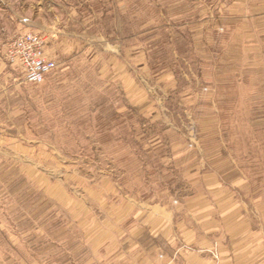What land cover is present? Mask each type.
Masks as SVG:
<instances>
[{"label":"rangeland","instance_id":"374dc122","mask_svg":"<svg viewBox=\"0 0 264 264\" xmlns=\"http://www.w3.org/2000/svg\"><path fill=\"white\" fill-rule=\"evenodd\" d=\"M233 1L0 0V264H103L111 209L183 191L206 125L264 143V38L242 55ZM28 31L39 85L4 55Z\"/></svg>","mask_w":264,"mask_h":264},{"label":"crops","instance_id":"0c3cea01","mask_svg":"<svg viewBox=\"0 0 264 264\" xmlns=\"http://www.w3.org/2000/svg\"><path fill=\"white\" fill-rule=\"evenodd\" d=\"M232 3L246 15L216 19L247 56L250 40L264 38V0ZM219 126L203 128L183 191L164 202L126 195L111 209L103 264H264V143L236 144Z\"/></svg>","mask_w":264,"mask_h":264},{"label":"built area","instance_id":"2783aa9c","mask_svg":"<svg viewBox=\"0 0 264 264\" xmlns=\"http://www.w3.org/2000/svg\"><path fill=\"white\" fill-rule=\"evenodd\" d=\"M4 55L8 63L20 70L27 84L43 83L56 68L55 61L47 54V38L39 32L16 35L4 46Z\"/></svg>","mask_w":264,"mask_h":264}]
</instances>
